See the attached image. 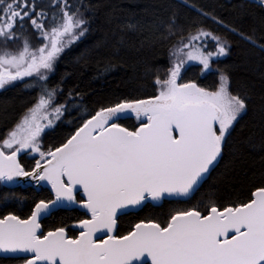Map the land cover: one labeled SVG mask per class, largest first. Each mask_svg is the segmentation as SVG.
I'll use <instances>...</instances> for the list:
<instances>
[{
  "label": "snow or ice",
  "instance_id": "6c2138e0",
  "mask_svg": "<svg viewBox=\"0 0 264 264\" xmlns=\"http://www.w3.org/2000/svg\"><path fill=\"white\" fill-rule=\"evenodd\" d=\"M54 2L61 15L46 30L44 13L33 15L34 0H0V38L5 44L0 50V88L24 77L47 81L59 54L86 31L78 8L73 10L68 0ZM25 18L45 43L33 49L25 38L20 50L9 51L7 41L18 38L15 28L18 23L22 28ZM187 39L184 43L182 37L175 49L177 59L166 78L156 77L155 96L99 109L65 143L47 151L40 136L66 109L54 104L57 89L40 84L38 102L0 141V181H47L55 199L36 203L28 219L0 218V252L30 253L25 264H264V187L253 191L246 203L223 208L213 203L207 214L197 208L177 211L166 226L142 221L127 235L112 234L121 211L149 199L194 195L246 109L245 100L228 90L223 74L216 91L194 82L178 83L186 63L196 61L207 71L214 57L228 52L226 41L203 29ZM202 39L215 41V52L206 51L204 43H192ZM129 113L141 121L134 131L116 122ZM20 153L39 155L31 171L20 164ZM78 188L87 197L82 207L91 214L79 222L78 237L70 238L64 227L40 232V218L63 202L74 204Z\"/></svg>",
  "mask_w": 264,
  "mask_h": 264
},
{
  "label": "trees",
  "instance_id": "16d2710c",
  "mask_svg": "<svg viewBox=\"0 0 264 264\" xmlns=\"http://www.w3.org/2000/svg\"><path fill=\"white\" fill-rule=\"evenodd\" d=\"M68 2L73 10L78 8L83 14L86 31L61 53L47 81L23 82L0 90V137L42 94L41 83L49 90L57 89L55 103L66 109L55 126L43 135V150L62 144L84 119L103 107L154 96L158 91L155 79L166 78L172 49L182 37L185 40L203 29L227 42V55L214 58L210 70L203 74L197 65L187 66L179 82H194L198 87L211 89L216 84L215 75L223 74L228 77V90L245 100L246 109L233 123L218 163L199 190L185 201L149 204V221L165 226L177 211L197 208L206 214L213 203L220 208L245 203L253 190L264 187V3L260 0ZM53 3L54 0H34L33 15L43 12L47 29L53 24V17L58 21L61 15L59 6ZM23 26L27 28L25 31L15 28L17 39L7 41L9 51L20 49L25 38L37 39L39 33L28 18ZM241 33L255 43L242 38ZM205 41L206 50L213 47L210 43H216ZM4 47L0 38V50ZM117 123L133 130L139 122L129 118ZM19 162L26 171L30 170L32 162L26 154ZM43 199V191L36 192L31 187L7 189L0 184V218L8 214L25 218L32 206ZM70 218L71 214L53 212L40 221L42 233L68 226ZM135 223L131 215L120 216L116 235H124ZM22 261L0 257V264Z\"/></svg>",
  "mask_w": 264,
  "mask_h": 264
},
{
  "label": "water",
  "instance_id": "95a60500",
  "mask_svg": "<svg viewBox=\"0 0 264 264\" xmlns=\"http://www.w3.org/2000/svg\"><path fill=\"white\" fill-rule=\"evenodd\" d=\"M187 83H189V82H187ZM157 93H158V91H157ZM156 93V94H157ZM155 94V95H156ZM154 95V96H155ZM152 97V96H151ZM147 98H149V97H146V98H142V99H147ZM98 111V110H97ZM96 112V111H95ZM95 112L93 113V114H91L89 117H87L86 119H84L82 122H81V124L69 135V137L71 136V135H73L74 133H75V131L79 128V127H81L82 125H83V123L87 120V119H90L91 118V116L92 115H94L95 114ZM129 118H133V119H135L137 122H139V125L137 126V127H135L133 130H130V131H134V130H136L139 126H140V123H141V121H139V120H137L136 119V117H135V115L134 114H131V113H129V114H127V115H125V116H122L119 120H124V119H129ZM118 120V121H119ZM118 121H116V122H118ZM123 127V126H122ZM68 137V138H69ZM67 138V139H68ZM66 139V140H67ZM66 140L63 142V143H65L66 142ZM62 143V144H63ZM62 144H60L59 146H61ZM59 146H57V147H59ZM56 148V147H55ZM20 155V154H19ZM19 155H18V157H17V159L19 160ZM219 158H220V156L217 158V161L216 162H214V164L210 167V170H209V172L205 175V177H204V179L201 181V184L205 181V179L208 177V175H209V173L214 169V167L216 166V164L218 163V161H219ZM35 167V165L30 169V170H28V171H31L33 168ZM0 184L3 186V187H5V188H7V189H13V188H21V189H26V188H28V187H30V186H32L34 189H38L39 187H42V188H44V189H46L51 195H52V199L51 200H53V199H55V194H54V192L52 191V188H51V185L47 182V181H40V182H37L35 179H33V178H31V177H18V178H16L14 181H12V182H2V181H0ZM256 190V189H255ZM255 190H253V191H255ZM252 191V192H253ZM76 194H78L79 195V197L82 199V201L78 204V206H77V209L79 210V211H81V212H83V213H85L86 215H87V219H90L91 218V214L87 211V209H85V208H83L82 207V204H83V202L84 201H86V199H87V197H86V195H84V193H83V191H82V189H77V191H76ZM190 197H175V196H172V197H170V196H164V197H162L160 200H158V201H153V200H151V199H149V200H147V202H149V204H151L152 206H158V205H160L163 201H171V200H179V201H185V200H187V199H189ZM250 198H251V195H250ZM249 201V200H248ZM247 201V202H248ZM40 201H38V202H36V203H39ZM48 202V201H47ZM146 202V201H145ZM144 202V203H145ZM35 203V204H36ZM246 203V202H245ZM35 204L32 206V208H31V211H30V214L27 216V217H25V218H22V219H28L30 216H31V214H32V211L34 210V208H35ZM70 205H72V204H68L67 202H63V206H57V207H54V208H52L51 209V211H50V213H46V214H44L41 218H40V220H39V222L41 221V220H43L44 218H46V217H48L52 212H54V211H57V210H59V209H67V208H69V206ZM142 206V205H141ZM141 206H139V207H135V208H128V209H126V210H124V211H121V212H119L118 213V216H117V218L119 217V216H121V215H124V214H127V213H131V212H135V211H137ZM207 214V213H206ZM8 215H11V214H8ZM8 215H5V216H8ZM5 216H3V217H5ZM2 217V218H3ZM21 219V218H20ZM170 219V218H169ZM80 222V221H79ZM79 222L78 223H76V224H74L73 225V228L75 229V230H77L78 231V234H77V236L76 237H78V235H79V232H80V229H79V227H78V224H79ZM137 223H140V222H137ZM137 223H135V224H137ZM134 224V225H135ZM134 225H133V227H134ZM166 226V225H165ZM133 227H132V229H133ZM116 228H117V225H116ZM131 229V230H132ZM55 229H53V230H49V231H54ZM130 230V231H131ZM49 231H46V232H44L43 234H47V232H49ZM129 231V232H130ZM40 232H43L42 231V228L40 229ZM128 232V233H129ZM115 233H116V229H115V231L112 233L113 235H115ZM128 233H126V234H124V235H127ZM67 234V233H66ZM97 236L99 237L100 236V233H97ZM116 236V235H115ZM122 236V235H121ZM76 237H74V238H76ZM0 257L1 258H16V259H24V261H22V262H20V263H17V264H25V258L26 257H28V258H30L31 257V254L30 253H16V254H12V253H3V252H0ZM149 264H150V261H149Z\"/></svg>",
  "mask_w": 264,
  "mask_h": 264
},
{
  "label": "flooded vegetation",
  "instance_id": "af4514ba",
  "mask_svg": "<svg viewBox=\"0 0 264 264\" xmlns=\"http://www.w3.org/2000/svg\"><path fill=\"white\" fill-rule=\"evenodd\" d=\"M53 5H55L54 3H53ZM46 13V12H45ZM51 22H53V21H51ZM52 25V24H51ZM50 25V26H51ZM44 26H45V29L47 30V26L44 24ZM49 26V27H50ZM16 28H21L20 26H16ZM22 31H25L27 28H26V26H23L22 27ZM36 40H38V39H36ZM36 40H30L29 41V43H30V45H31V47L33 48V49H35V47L37 46V41ZM23 46V45H22ZM57 61V60H56ZM54 65H55V63H54ZM53 72H54V66H53V70H52V72L50 73V74H48V77L50 76V75H52L53 74ZM216 76V84H215V86H213V87H211V89H206L207 91H216V90H218V88H219V83H220V75H215ZM35 80H37V82H39V80L37 79V77H35V76H32V77H24L22 80H17V81H14V82H12V83H10V84H7V85H5V87L6 86H9V85H14V84H18V83H23V82H33V81H35ZM178 81H179V79H178ZM41 82V81H40ZM179 83V82H178ZM184 83H187V82H184ZM1 89H3V88H0V90ZM138 125H139V123H138ZM137 125V126H138ZM0 141H2V137H0ZM23 154H25V153H20V155H19V158L23 155ZM29 159H31V162H32V165H31V168L35 165V163H36V160L37 159H39V157H37L36 156V158H35V156H30L29 157ZM30 168V169H31ZM31 188H33L32 186H30ZM30 187H28V188H30ZM34 189V188H33ZM36 192H41V191H43V200L45 201V202H47V201H50L51 199H52V195L46 190V189H44V188H42V187H39L38 189H34ZM82 201V199L79 197V195L78 194H76V202L74 203V204H72V205H68L69 206V208H67V209H59V210H57V211H61V212H64V213H67V214H71V218H70V220H71V222L69 223V225L68 226H66V227H64L65 228V230H66V233H67V235L70 237V238H74V237H76L77 236V234H78V231L77 230H75L74 228H73V225L74 224H76V223H78L79 221H81V220H85V219H87L88 217H87V215L85 214V213H83V212H81V211H79L78 209H77V206H78V204L80 203ZM55 212V211H54ZM53 213V212H52ZM51 213V214H52ZM51 214L48 216V217H50L51 216ZM127 215H131L132 216V218L133 219H135V222L137 223V222H148L149 221V202H145V203H143L142 204V206L137 210V211H135V212H131V213H127V214H124V215H121V216H127ZM48 217H46V218H48ZM120 217V216H119ZM118 217V218H119ZM117 218V219H118ZM69 220V221H70ZM133 227V226H132ZM117 229V228H116ZM132 229V228H131ZM129 232V231H128ZM127 232V233H128ZM126 234V233H125ZM115 235H116V233H115ZM117 236V235H116ZM14 259H16V258H14Z\"/></svg>",
  "mask_w": 264,
  "mask_h": 264
},
{
  "label": "rangeland",
  "instance_id": "374dc122",
  "mask_svg": "<svg viewBox=\"0 0 264 264\" xmlns=\"http://www.w3.org/2000/svg\"><path fill=\"white\" fill-rule=\"evenodd\" d=\"M260 2H262V3H264V1L263 0H260ZM37 39L38 40H36L37 41V46L35 47V49L36 48H38V47H40L43 43H45V41L43 40V38L40 36V34L38 35V37H37ZM184 43H188V39L186 38L184 41H183ZM181 43V42H180ZM180 43H178L173 49H172V52H171V63H170V68L173 66V64L176 62V56H174L173 55V53H174V51H175V49L180 45ZM194 45H199V44H201V43H204L206 46L208 45L207 43V41H205V40H201V41H193L192 42ZM211 44V46H213L211 49H210V51H213V52H215V50H216V48H215V43H210ZM69 46V45H68ZM67 46V47H68ZM67 47H65L64 48V50L67 48ZM22 47H20V49H21ZM208 48V47H207ZM19 48L18 49H15V50H13L12 52H16V51H18V50H20ZM63 50V51H64ZM189 50H191V49H184V51L185 52H187V51H189ZM206 50V49H205ZM62 51V52H63ZM207 51V50H206ZM61 52V53H62ZM61 53L59 54V56L61 55ZM59 56L57 57V59L59 58ZM214 58H216V57H214ZM213 58V59H214ZM56 59V60H57ZM56 60L54 61V63L56 62ZM198 66L199 68H200V71H201V73L203 74V73H205V72H208L209 70H207V71H204L203 70V68H202V65L201 64H199L198 62H196V61H190V62H188V63H186L185 64V66H184V68L181 70V73H182V71L187 67V66ZM53 66H54V64H53ZM52 72V71H51ZM51 72H49L48 74H50ZM217 75H220V74H218L217 73ZM221 76V75H220ZM179 82V81H178ZM179 83H181V82H179ZM40 97V96H39ZM39 97H37L36 98V100L27 108V109H25L24 111H23V113L20 115V117L17 119V121L13 124V126L8 130V131H6L4 134H2V140L4 139V138H7V136H8V134L12 131V130H14L15 128H16V125L17 124H19L20 122H21V120H22V118L26 115V114H28V112H29V109H31V108H33L34 106H35V104L38 102V100H39ZM54 104H56V105H60V104H57V103H55V100H54ZM57 121L58 120H56L55 121V123H54V125L52 126V127H49V128H45V130L43 131V133L41 134V136H40V141H41V144H42V138H43V135L46 133V132H48L49 130H51L54 126H55V124L57 123ZM43 122V121H42ZM45 151H47V150H45ZM26 154V156L29 158L30 156H35V158H36V156L37 157H39V155L38 154H31V153H25Z\"/></svg>",
  "mask_w": 264,
  "mask_h": 264
}]
</instances>
